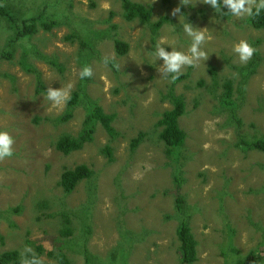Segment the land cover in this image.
<instances>
[{"label": "rangeland", "instance_id": "rangeland-1", "mask_svg": "<svg viewBox=\"0 0 264 264\" xmlns=\"http://www.w3.org/2000/svg\"><path fill=\"white\" fill-rule=\"evenodd\" d=\"M2 1L19 21L44 14L59 25L11 42L15 31L0 17V55L9 56L0 58V131L15 140L14 155L0 162V254L30 246L44 264H57L50 252L61 247L73 264H85V257L92 264H182L180 182L197 241L195 264H245L252 252L255 264H264V153L239 146L242 139L264 138V28L249 25V15H223L198 0L176 16L180 0H132L151 7L154 22L168 17L157 35L127 21L122 0ZM185 22L210 37L202 45L209 59L184 68L188 78L175 86L186 102L179 121L186 142L170 157L157 122L172 107L166 99L172 83L161 78L163 60L153 52L161 44L187 53L192 38ZM116 40L127 44L126 55L117 54ZM241 40L256 49L247 64L233 52ZM253 61L255 73L244 82L241 69ZM85 66L93 69L90 79L79 77ZM227 81L234 121L219 99ZM68 84L70 96L83 88L115 116L116 139L99 125L81 150H57L58 140L78 137L86 120L84 103L69 115L68 103L56 107L44 98L48 87ZM139 134L144 138L133 150ZM80 165L92 176L65 193L62 174ZM63 216L69 238L60 232Z\"/></svg>", "mask_w": 264, "mask_h": 264}, {"label": "trees", "instance_id": "trees-1", "mask_svg": "<svg viewBox=\"0 0 264 264\" xmlns=\"http://www.w3.org/2000/svg\"><path fill=\"white\" fill-rule=\"evenodd\" d=\"M221 5V12L227 13L228 7L223 6V0H219ZM123 17L131 22L138 20L140 23L147 25L153 35H157L159 30L168 22V17H163L157 22L152 21L153 9L151 7L145 6L140 3H135L132 0H122ZM0 17L4 19L13 31H15L14 39L10 41L13 42L16 39L30 37L37 33L39 27L44 31H52L59 25V20L53 18L52 16H47L40 14L38 17L28 18L19 21L16 18L15 13L9 7L3 4L0 0ZM247 23L256 29L264 28V10L257 15L255 8L253 9V14L249 15L247 18ZM115 48L118 55H126L128 51V46L126 43L119 40L115 41ZM9 54V53H7ZM4 55H0V58H4ZM9 57L8 55H6ZM256 64L254 61L248 66L241 69L242 75L244 77V82L248 80L250 76L255 73ZM213 78L216 79L215 69H212ZM188 78V74H182L175 83H172L166 99L171 102L172 107L165 111L159 121L157 122V127L160 129L159 139L164 143L166 147L167 154L172 157L176 154L177 150L182 148L186 142V133L181 128L179 123L180 119L186 112V102L183 96L178 95L175 90V86ZM223 94L221 95L220 102L224 108L231 109V121L236 120V109L235 103L232 100L234 89L233 83L227 81L223 85ZM81 103L85 104L86 108V120L84 123V130L81 134L74 138L68 135L62 136L57 142V150L63 154H70L81 150L85 144L92 142L94 133L97 126H101L107 135L112 139H116L118 132L115 129L113 123L115 116L107 114L104 109L92 98H88L87 93L83 88L80 91L74 92L71 99L68 101L69 115L71 114L73 108L77 107ZM144 135L139 134L138 137L133 139L132 149L135 150L138 145L143 140ZM239 146L246 150H255L264 153V138L254 139L252 141L242 139ZM109 160L112 161V151L109 146H107L103 151ZM93 172L86 165L77 166L74 169H69L62 174L60 185L65 193H72L76 187L85 179H89ZM177 202L176 207L180 215H183V220H181L176 234L178 241L180 242L181 254H182V264H195L198 260L197 253V241L192 232V228L188 221L187 212H185L186 206L183 204L184 198L180 194L181 183L177 182ZM72 228L69 219L65 216L62 217V228L61 234L64 238H69L72 234ZM41 251L43 248L39 247ZM50 252V255L54 256L57 264H73L67 254L61 249V247H56ZM264 250V248H263ZM30 258V257H29ZM257 254L252 252L245 259V264H255L257 261ZM85 264H92V258L85 257ZM21 254L18 251H8L0 254V264H20Z\"/></svg>", "mask_w": 264, "mask_h": 264}, {"label": "clouds", "instance_id": "clouds-1", "mask_svg": "<svg viewBox=\"0 0 264 264\" xmlns=\"http://www.w3.org/2000/svg\"><path fill=\"white\" fill-rule=\"evenodd\" d=\"M199 3L211 5L216 12H220L221 5L219 0H198ZM224 5L228 7V12L223 15L231 14L234 17L242 18L245 15L253 14V5L258 15L261 10H264V0H223ZM190 5V0H180V6L172 10V16L181 13V6ZM107 8V5H103ZM182 16V15H181ZM180 16V17H181ZM183 30L189 37L192 38V43L187 51H178L172 48V51H167L161 44H157L153 55L157 60H163V64L158 66V71L162 74L161 78L168 79L169 82L175 83L183 74V69L186 67H197L201 61H207L209 55L202 49L207 37L203 30L197 31L190 23H183ZM256 49L246 40H241L233 46V52L239 57L241 64H247L255 54ZM105 64L108 63V58H105ZM93 76V69L90 66L83 67L79 72L80 79H90ZM71 84L60 89L48 87L46 98L56 107L66 105L71 99L70 90ZM13 136L7 131H0V162L11 158L14 155ZM30 257V258H29ZM20 264H44V261L39 257L30 246H25L21 251Z\"/></svg>", "mask_w": 264, "mask_h": 264}, {"label": "crops", "instance_id": "crops-1", "mask_svg": "<svg viewBox=\"0 0 264 264\" xmlns=\"http://www.w3.org/2000/svg\"><path fill=\"white\" fill-rule=\"evenodd\" d=\"M258 259H259V258H257V261H258ZM257 261H256V262H257Z\"/></svg>", "mask_w": 264, "mask_h": 264}]
</instances>
